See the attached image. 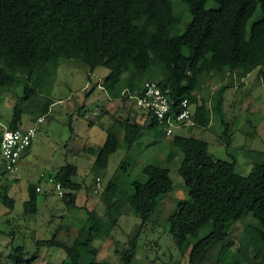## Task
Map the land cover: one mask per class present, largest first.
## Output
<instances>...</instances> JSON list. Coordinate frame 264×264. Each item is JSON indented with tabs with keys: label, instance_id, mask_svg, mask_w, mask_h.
<instances>
[{
	"label": "trees",
	"instance_id": "trees-1",
	"mask_svg": "<svg viewBox=\"0 0 264 264\" xmlns=\"http://www.w3.org/2000/svg\"><path fill=\"white\" fill-rule=\"evenodd\" d=\"M181 2L192 15L184 32L179 31L182 19L174 14L173 0H0V62L3 63L0 91L23 85L28 98L34 94L31 85L41 88L26 111L20 104L14 106L9 129H20L26 113L37 118L47 116L55 103L47 95L53 91V73L64 64L79 62L90 77L97 68H107L111 95L121 102L130 100L136 106L131 97L142 94L147 81H157L163 89L170 90L174 109L180 110L182 102L189 101L193 107L192 119L198 127H209L213 115L222 118L223 139L227 137L230 144L231 126L224 118V92L233 87L232 74L236 70L251 74L259 68L257 56L264 51V0ZM209 2L218 7H207ZM257 14L259 17L253 21ZM143 58L146 59L144 78L135 80L134 76L128 88L123 87V76ZM155 65L164 71L165 81L154 77ZM229 73L231 82L222 86L219 102L209 109L200 98L203 81L211 77L225 80ZM260 74L264 83V65ZM144 112V123L128 120L130 145L143 130L162 126L152 112ZM107 133L92 167L97 177L107 169L110 156L121 147L120 132L109 128ZM177 144L183 154L179 174L190 197L189 201L180 202L169 216L170 234L179 252L185 254L186 247H190L188 264H204L207 253L217 243L226 241L233 224L251 213L257 224L249 227L247 242L257 253L253 256L244 253L243 259L247 264H264V157L253 166L248 186L246 178L237 172L236 160L215 158L207 141L182 135ZM120 169L127 174L129 163L124 161ZM143 171L147 180L133 181L132 193L127 198L141 222L129 238L120 264H134L143 229L156 214L160 199L173 188L168 166L148 163ZM5 173H0V182ZM78 173L76 166L67 164L55 174V181L65 191L62 200L68 208L78 207L76 191L82 188L75 179ZM37 188L28 187L32 203L36 201ZM8 189L2 202L12 211L15 200L8 195ZM119 190L120 183L110 179L102 195L111 226L118 222L114 211ZM87 212V222L72 244L54 237L36 239L38 247L63 249L68 260L62 264H110L97 261L99 249L94 245L96 237L106 232L107 227L97 211ZM24 243L12 245L8 259L13 264H34L38 259H34L37 252L31 255Z\"/></svg>",
	"mask_w": 264,
	"mask_h": 264
},
{
	"label": "rangeland",
	"instance_id": "rangeland-1",
	"mask_svg": "<svg viewBox=\"0 0 264 264\" xmlns=\"http://www.w3.org/2000/svg\"><path fill=\"white\" fill-rule=\"evenodd\" d=\"M173 2L175 16L182 19L179 31L184 32L192 20V15L181 0ZM207 7L217 8L218 5L209 2ZM258 17L257 14L253 21ZM257 60L259 68L251 74L236 70L232 74L233 87L224 92V118L231 126L230 144L226 141L227 137L223 139L225 125L222 118L216 115H213L209 127L192 125V129L186 131L176 128L174 135L169 139L165 136L162 126L157 130H149L134 153L130 154L124 143L110 156L105 171L106 177L103 180L102 175L98 176L103 185L100 193L94 192L98 178L92 170L93 165L91 166L94 158L86 155L87 159H79L78 162L79 173L75 179L82 188L76 191L78 207L75 208H68L55 189L57 169L71 161L68 159V152L72 145L78 149L81 145L99 149L105 142L107 131L94 123L102 122L106 124L107 129H114L117 125L113 120L118 117L113 110H109L107 91L98 87L100 83H107L108 90L110 71L107 68H97L90 77L81 63L64 64L53 73V91L47 95H50L55 103L50 107L49 114L40 117L43 121L38 122L40 118L26 113L20 124L22 129L35 124L38 126L37 136L27 149L29 155L20 160V169L16 174L6 172L0 182V264H13L8 259L11 247L24 242L31 255L37 252L34 259H38L34 264H62L67 259L63 249L56 246L38 247L35 240H51L55 237L58 241L72 244L87 222L88 210L97 211L107 227L106 232L98 235L94 241V245L99 249L97 261L120 264L129 238L141 222L129 207L127 198L132 193L133 181L147 180L143 170L148 163L168 166L173 188L160 199L156 214L143 229L134 264H188L191 248L186 247L185 254L179 252L170 234L169 223V216L178 208L180 202L190 200L188 189L179 174L183 154L177 139L182 135H194L209 143L210 154L215 158L230 162L235 159L237 172L246 178L247 185L250 186L249 174L253 166L264 157V83L260 74V68L264 65V51L259 52ZM145 64L146 59L143 58L137 67L126 73L122 86L128 88L134 76L135 80L144 78ZM0 66L3 67V63L0 62ZM232 75L229 73L225 80L211 77L203 81L200 98L206 102L209 109L219 102L223 92L222 86L231 82ZM154 77L166 80L164 71L156 65ZM31 88L34 94L28 98H25L23 85L0 91L1 132L4 128H9L16 104H20L26 111L35 96L41 93L40 87L31 85ZM126 94L125 91L124 98ZM132 105L135 106L134 102ZM154 138L157 142L151 146L149 141ZM124 161L129 163L127 174L120 169ZM2 172L3 159L0 157V173ZM110 179L120 183L114 211L115 217L118 218L115 226H111L102 201L103 192ZM29 185L41 188L33 203L28 193ZM7 188L8 195L15 200L12 211L2 202ZM256 224L251 213L233 224L226 241L217 243L207 253L204 264H237V261L239 264H247L243 254L253 256L257 253L252 244L247 242V231L250 226Z\"/></svg>",
	"mask_w": 264,
	"mask_h": 264
},
{
	"label": "built area",
	"instance_id": "built-area-1",
	"mask_svg": "<svg viewBox=\"0 0 264 264\" xmlns=\"http://www.w3.org/2000/svg\"><path fill=\"white\" fill-rule=\"evenodd\" d=\"M169 89H163L157 81H147L143 92L140 95L132 96L137 106L152 112L165 130V136L169 139L173 136L174 130L183 126L195 125L193 117V107L188 100H184L181 109L176 110L172 107L169 98ZM40 118L38 122H42ZM38 126L32 125L27 128L11 130L4 128L0 135V156L3 159L4 171L9 174H16L20 169V160L31 146L37 136ZM55 189L63 197L65 191L61 183H55ZM103 189L101 178H97L95 193H100ZM37 191H41L38 187Z\"/></svg>",
	"mask_w": 264,
	"mask_h": 264
},
{
	"label": "crops",
	"instance_id": "crops-1",
	"mask_svg": "<svg viewBox=\"0 0 264 264\" xmlns=\"http://www.w3.org/2000/svg\"><path fill=\"white\" fill-rule=\"evenodd\" d=\"M94 75V74H93ZM92 75V76H93ZM110 75V74H109ZM108 75V77H109ZM107 83H100L98 85V87H102V89L106 90L108 93V101H109V110H113V112L115 113V116L117 115V119H114V124H116L117 126H115V130H118L120 132V136H121V145L125 143V145L128 147L127 149L129 150V153L132 154L134 153V151L139 148V146L141 145V140L143 139V137H145L146 133L149 132L148 129L143 130L140 135L138 136V138L136 139V141L134 142L133 145L129 144V138H130V132H129V123L128 120H130V122H139V123H144L146 121L145 118V112L140 110L136 105L133 106L131 101L128 102H121V100L119 98H114L110 91L106 89ZM126 89L123 91V94L125 93ZM108 107V108H109ZM107 109V112L111 114V112ZM51 111V108H50ZM94 124H98L103 130L107 131L108 127L106 126L105 123L102 122H96ZM189 126H183L180 127V129L186 131L189 130L188 128ZM108 136V133H107ZM107 136L105 138V141L107 139ZM157 140L156 138H154L153 140L150 139L149 143L152 146L154 143H156ZM75 143V141L73 142ZM105 143V142H104ZM102 146V145H101ZM100 146V147H101ZM71 150L69 148V152H68V159L70 158V162L67 164H71L74 165L78 168L79 171V159H87L86 155H91V157L94 158V161L91 163V166L94 165V162L99 154V149H96L95 147H90V146H83L81 145L80 148H76L75 145L71 146ZM90 147V148H88ZM99 147V148H100ZM29 154L26 152L25 155L23 156L22 159H26V157ZM1 157V156H0ZM93 167V166H92ZM106 171V170H105ZM105 171H102V178L104 180L105 176ZM58 172V169H57ZM77 202H78V197H77Z\"/></svg>",
	"mask_w": 264,
	"mask_h": 264
}]
</instances>
